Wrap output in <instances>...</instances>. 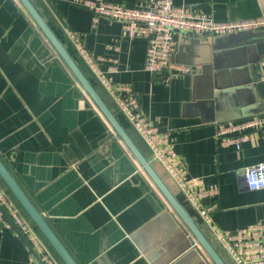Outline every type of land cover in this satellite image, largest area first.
<instances>
[{
    "label": "crops",
    "instance_id": "0c3cea01",
    "mask_svg": "<svg viewBox=\"0 0 264 264\" xmlns=\"http://www.w3.org/2000/svg\"><path fill=\"white\" fill-rule=\"evenodd\" d=\"M33 1L60 40L68 28L103 59L101 69L116 60L108 75L130 85L141 113L170 134L188 177L217 187V226L264 224V190H248L243 178L245 168L264 162V129L250 132L240 151L215 138L216 123L264 113L257 67L264 29L175 33L173 62L192 71L151 75L143 69L147 41L123 37L118 22L101 19L91 30L89 13L67 0ZM104 1L126 8L144 3ZM170 1L215 22L264 16V0ZM96 89L116 114L111 97ZM0 160L77 264H212L16 0H0ZM150 163L230 263L163 168ZM39 258L0 221V264H40Z\"/></svg>",
    "mask_w": 264,
    "mask_h": 264
},
{
    "label": "built area",
    "instance_id": "2783aa9c",
    "mask_svg": "<svg viewBox=\"0 0 264 264\" xmlns=\"http://www.w3.org/2000/svg\"><path fill=\"white\" fill-rule=\"evenodd\" d=\"M68 4L85 9L90 14V29L99 20L107 19L120 24L123 37L147 41L143 69L153 74H187L191 68L173 62L175 33L192 36L226 35L242 31L264 29V16L251 19L215 22L209 16L193 12L187 6H177L170 0H144L139 8H126L104 0H67ZM62 35L67 50L88 69L91 79L111 97L116 117L140 138L148 150L149 161L159 164L181 194L187 206L199 217L211 239L219 246L230 264H264V224L254 223L242 229L223 230L212 220L217 208L218 190L205 184L201 177H188L186 168L176 154L168 132H161L156 124L139 109L130 85L114 82L108 74L116 68V60L108 59L105 70L102 58L94 57L72 30L63 27ZM258 81L264 88V57L258 62ZM264 129V113L237 121L215 125V138L219 145H232L240 151L250 132ZM248 190H264V162L251 165L243 171ZM208 199V203L204 200ZM0 221L15 228L27 246L39 255L40 264H58L17 205L0 186Z\"/></svg>",
    "mask_w": 264,
    "mask_h": 264
},
{
    "label": "water",
    "instance_id": "95a60500",
    "mask_svg": "<svg viewBox=\"0 0 264 264\" xmlns=\"http://www.w3.org/2000/svg\"><path fill=\"white\" fill-rule=\"evenodd\" d=\"M19 5L24 9L28 17L36 26L37 30L43 35L51 48L54 50L58 58L65 65L67 70L73 76L78 86L101 114L104 120L109 125L112 134H114L123 143L125 148L130 152L133 158L136 160L142 171L149 178L158 192L162 195L164 200L173 210L175 215L181 221L191 238L202 250L206 257L212 264H227L219 252L215 249L212 243L209 241L203 230L194 221L192 216L187 212L181 202L171 192L167 185L163 182L160 176L153 168L150 161L141 152L137 144L131 138L126 128L121 124L116 115L110 110L105 101L98 93L95 86L87 78L82 71L79 63L67 50L58 36L53 32L51 27L46 22L43 14L37 9L32 0H16ZM258 67V65H257ZM244 178V177H243ZM0 179L5 184L10 194L18 205L22 208L28 219L38 229L42 237L46 240L49 246L56 253L58 258L63 264H77L74 258L71 256L67 248L59 240L57 235L53 232L50 225L44 216L36 209L31 200L22 191L13 177L10 175L2 161L0 160ZM30 249V248H29ZM31 250V249H30ZM33 255L37 258L35 253L31 250Z\"/></svg>",
    "mask_w": 264,
    "mask_h": 264
},
{
    "label": "trees",
    "instance_id": "16d2710c",
    "mask_svg": "<svg viewBox=\"0 0 264 264\" xmlns=\"http://www.w3.org/2000/svg\"><path fill=\"white\" fill-rule=\"evenodd\" d=\"M34 2V1H33ZM34 4L37 6V4L34 2ZM88 12V11H87ZM89 13V12H88ZM42 14L44 15V13L42 12ZM90 15V14H89ZM45 17V16H44ZM62 40V38H61ZM63 42V40H62ZM64 43V42H63ZM65 47L68 48V46H66V44L64 43ZM79 66L81 67L82 71L84 72V74L87 76V78L91 81V83L94 85L92 79H91V76H90V73L88 71V69L86 68V66L79 61ZM95 88H97L96 85H94ZM115 114V113H114ZM116 115V114H115ZM126 130L128 132L129 129L128 127H125ZM130 134V133H129ZM0 184L4 187V190L6 191V193L8 194V196L15 202V204L17 205V207L19 208V210L21 211V213L23 214V216L26 218V220L30 223V225L32 226V228L35 230V232L38 234V236L40 237V239L43 241V243L45 244V246L47 247V249L50 251V253L57 259V261L59 262V264H63L61 262V260L58 258V256L56 255V253L53 251V249L49 246V244L46 242V240L42 237V235L40 234V232L38 231V229L34 226V224L28 219V217L26 216V214L24 213V211L22 210V208L18 205V203L14 200V198L12 197V195L10 194L9 190L7 189V187L5 186V184L2 182V180L0 179ZM212 242V241H211ZM219 254L221 255V257L223 259H225V257L222 255L223 253L219 252ZM226 261V259H225ZM227 264H230V263H227Z\"/></svg>",
    "mask_w": 264,
    "mask_h": 264
},
{
    "label": "bare ground",
    "instance_id": "6f19581e",
    "mask_svg": "<svg viewBox=\"0 0 264 264\" xmlns=\"http://www.w3.org/2000/svg\"><path fill=\"white\" fill-rule=\"evenodd\" d=\"M61 42H62V40H61ZM63 43V42H62ZM64 44V43H63ZM65 46V45H64ZM14 228V227H13ZM15 229V228H14Z\"/></svg>",
    "mask_w": 264,
    "mask_h": 264
}]
</instances>
